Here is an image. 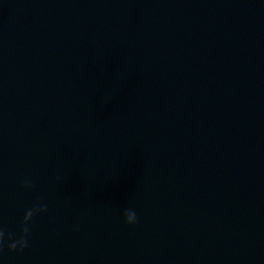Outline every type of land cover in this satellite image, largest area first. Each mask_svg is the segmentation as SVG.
Returning <instances> with one entry per match:
<instances>
[{
    "label": "water",
    "instance_id": "obj_1",
    "mask_svg": "<svg viewBox=\"0 0 264 264\" xmlns=\"http://www.w3.org/2000/svg\"><path fill=\"white\" fill-rule=\"evenodd\" d=\"M38 198L0 264H264V0H0V226Z\"/></svg>",
    "mask_w": 264,
    "mask_h": 264
},
{
    "label": "clouds",
    "instance_id": "obj_2",
    "mask_svg": "<svg viewBox=\"0 0 264 264\" xmlns=\"http://www.w3.org/2000/svg\"><path fill=\"white\" fill-rule=\"evenodd\" d=\"M59 180L60 178L57 177ZM22 186L27 190L35 188L34 182L30 178L22 181ZM48 205L42 198H38L35 204L26 209L21 221L19 234L6 230L0 226V257L3 256L5 248L10 253H23L29 248L30 238L32 234L33 221L36 217L44 216L48 213ZM124 222L128 226H134L138 223L137 213L133 209H125L123 211ZM78 230V226L77 229Z\"/></svg>",
    "mask_w": 264,
    "mask_h": 264
}]
</instances>
